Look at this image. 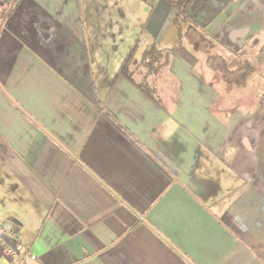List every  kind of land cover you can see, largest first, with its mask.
Instances as JSON below:
<instances>
[{"label": "crops", "instance_id": "obj_1", "mask_svg": "<svg viewBox=\"0 0 264 264\" xmlns=\"http://www.w3.org/2000/svg\"><path fill=\"white\" fill-rule=\"evenodd\" d=\"M176 16L167 0H0V222L25 264H264V0ZM189 24L255 72L225 82Z\"/></svg>", "mask_w": 264, "mask_h": 264}, {"label": "trees", "instance_id": "obj_2", "mask_svg": "<svg viewBox=\"0 0 264 264\" xmlns=\"http://www.w3.org/2000/svg\"><path fill=\"white\" fill-rule=\"evenodd\" d=\"M177 10V16L175 18V24L179 25L180 22H189L188 13L194 2V0H167ZM183 38L189 42L196 49L206 52L207 66L215 71H218L223 80L234 86H241L248 78L255 72V66L250 62L243 63L239 68L232 69L229 62L219 54L208 53L213 43L211 39L205 36L195 25L189 24L183 31ZM136 46H134L126 58L124 59L119 74H124L131 78V64L134 62V54Z\"/></svg>", "mask_w": 264, "mask_h": 264}, {"label": "built area", "instance_id": "obj_3", "mask_svg": "<svg viewBox=\"0 0 264 264\" xmlns=\"http://www.w3.org/2000/svg\"><path fill=\"white\" fill-rule=\"evenodd\" d=\"M0 257H5L9 263L0 264H25L36 255L22 239V234L17 226L10 220L0 222Z\"/></svg>", "mask_w": 264, "mask_h": 264}]
</instances>
